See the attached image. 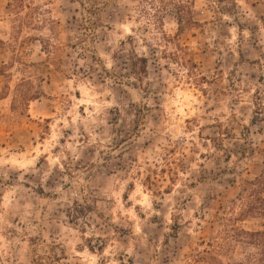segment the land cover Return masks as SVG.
I'll return each mask as SVG.
<instances>
[{
  "label": "rangeland",
  "instance_id": "374dc122",
  "mask_svg": "<svg viewBox=\"0 0 264 264\" xmlns=\"http://www.w3.org/2000/svg\"><path fill=\"white\" fill-rule=\"evenodd\" d=\"M263 161L264 0H0V264H210Z\"/></svg>",
  "mask_w": 264,
  "mask_h": 264
},
{
  "label": "trees",
  "instance_id": "16d2710c",
  "mask_svg": "<svg viewBox=\"0 0 264 264\" xmlns=\"http://www.w3.org/2000/svg\"><path fill=\"white\" fill-rule=\"evenodd\" d=\"M246 183L252 185L248 206L238 214L221 220L217 236L205 243L206 248L198 252L197 258L210 264H264V229L248 230L237 224L240 218L247 215L264 217V198L261 195L264 189V161L261 173ZM237 247H240V252H237Z\"/></svg>",
  "mask_w": 264,
  "mask_h": 264
}]
</instances>
